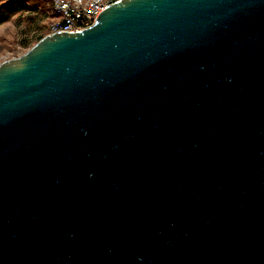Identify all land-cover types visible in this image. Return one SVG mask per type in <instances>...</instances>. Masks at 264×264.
<instances>
[{
    "label": "water",
    "instance_id": "95a60500",
    "mask_svg": "<svg viewBox=\"0 0 264 264\" xmlns=\"http://www.w3.org/2000/svg\"><path fill=\"white\" fill-rule=\"evenodd\" d=\"M0 264H264V0H120L2 61Z\"/></svg>",
    "mask_w": 264,
    "mask_h": 264
},
{
    "label": "rangeland",
    "instance_id": "374dc122",
    "mask_svg": "<svg viewBox=\"0 0 264 264\" xmlns=\"http://www.w3.org/2000/svg\"><path fill=\"white\" fill-rule=\"evenodd\" d=\"M23 3L29 8L15 12L0 23V63L25 53L50 32L52 0H0V9L4 5Z\"/></svg>",
    "mask_w": 264,
    "mask_h": 264
},
{
    "label": "built area",
    "instance_id": "2783aa9c",
    "mask_svg": "<svg viewBox=\"0 0 264 264\" xmlns=\"http://www.w3.org/2000/svg\"><path fill=\"white\" fill-rule=\"evenodd\" d=\"M53 21L50 32L86 29L93 25L100 13L120 0H52Z\"/></svg>",
    "mask_w": 264,
    "mask_h": 264
},
{
    "label": "trees",
    "instance_id": "16d2710c",
    "mask_svg": "<svg viewBox=\"0 0 264 264\" xmlns=\"http://www.w3.org/2000/svg\"><path fill=\"white\" fill-rule=\"evenodd\" d=\"M29 6L26 4H11L7 6H2L0 9V23L6 21L12 14H14L17 11L26 10ZM42 38V36L40 37Z\"/></svg>",
    "mask_w": 264,
    "mask_h": 264
}]
</instances>
